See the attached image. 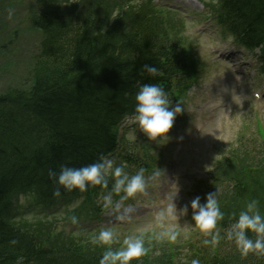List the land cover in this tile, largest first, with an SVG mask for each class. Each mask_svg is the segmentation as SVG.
<instances>
[{
	"label": "trees",
	"instance_id": "1",
	"mask_svg": "<svg viewBox=\"0 0 264 264\" xmlns=\"http://www.w3.org/2000/svg\"><path fill=\"white\" fill-rule=\"evenodd\" d=\"M216 1L211 15L225 38L249 50L259 48L264 61L259 42L264 0ZM88 2L77 8L72 0H33L29 21L41 38L30 83L0 93V264H99L107 247L92 242V233L82 236L77 227L63 233L57 213L66 212L64 225L72 224L73 216L76 224L88 225L98 220L106 196L113 202L123 191H114L111 170L105 173L106 187L89 185L84 192L58 186L49 171L106 158L113 166L123 164L129 175L140 168L148 173L154 167L148 145H128L119 135L125 121L134 119L136 93L145 83L159 84L176 103L198 79L199 63L179 31L186 24L175 10L150 0ZM145 64L158 73H147ZM173 79L176 87L169 85ZM238 145L208 173L209 191L201 204L208 193H217L224 217L216 226L217 246L202 264H264V256H243L227 239L247 202L257 200L264 214V146L254 152L240 140ZM57 187L60 197L53 195ZM77 201L79 207L69 212ZM162 253L131 264H191Z\"/></svg>",
	"mask_w": 264,
	"mask_h": 264
},
{
	"label": "rangeland",
	"instance_id": "2",
	"mask_svg": "<svg viewBox=\"0 0 264 264\" xmlns=\"http://www.w3.org/2000/svg\"><path fill=\"white\" fill-rule=\"evenodd\" d=\"M152 1L175 7L184 16L179 18L187 25L185 31H179L189 40L196 59L202 64L200 78L185 92L180 102L184 111L177 115L169 138L150 141L136 122L128 124L125 121L129 125L126 143L140 145L145 141L151 148L155 167L145 175L144 192L128 199H124L127 194L123 192L110 206L100 205L104 211L98 220L113 221L102 224L101 228H94L91 223L64 225L65 211L58 212L57 217L59 225L65 228L63 233L77 227L84 237L92 233L89 235L92 242L99 231L112 230L115 240L110 246L102 245L105 247L117 245L120 249L125 246L126 238L141 237L150 247L144 255L151 257L163 251L162 254L175 256L181 262L187 259L191 263L193 259L201 262L215 244L203 243L211 237H205L195 226L191 201L197 196L200 202L205 200L211 165L237 149L239 140L254 152L264 146V102L253 97L258 93L264 100V75L259 73V65L251 53L233 43L220 41L219 28L202 14L210 10V5L203 0ZM205 1L216 7L215 0ZM72 2L77 8L90 5L88 0L85 4V0ZM32 7L33 0H0V93L27 88L30 83L32 62L39 51L41 38L27 22ZM126 146L122 145L121 149ZM118 158L117 155L115 159ZM156 172L160 175L153 180ZM79 203L74 202L67 210L72 212ZM173 205V212L169 214ZM185 208L186 212L183 211ZM121 215L123 220L119 219ZM160 215L164 216L162 222L158 220ZM116 222L122 226L115 227ZM172 231L177 233L175 241H170L167 236L157 238ZM214 231L218 234L217 229ZM164 244L168 248L164 249Z\"/></svg>",
	"mask_w": 264,
	"mask_h": 264
},
{
	"label": "clouds",
	"instance_id": "3",
	"mask_svg": "<svg viewBox=\"0 0 264 264\" xmlns=\"http://www.w3.org/2000/svg\"><path fill=\"white\" fill-rule=\"evenodd\" d=\"M12 14L10 10L9 18ZM143 68L152 76H155L159 71L157 67L148 64H145ZM135 101L133 118L148 139L158 142L160 139L169 138L168 133L172 129L177 115L184 111L181 103L178 101L173 104V100L169 98L166 89L153 83L143 84L136 93ZM106 170H111V174L115 178L114 191L117 193L123 191L127 194L124 199L144 192L146 183L143 168H140L134 175H129L125 172L124 167L113 166V162L106 158L81 168L61 166L59 173L50 170L49 178L69 192L74 189L84 192L89 185L103 184L106 187ZM159 175L160 173L156 172L152 179L155 180ZM60 187L55 189L53 193L55 197L61 196ZM104 199L106 207L112 204L111 195L106 196ZM258 205L259 202L255 199L247 202L245 208L239 212L231 230L227 233V239L235 242L243 256H247L250 252L258 256H264V214H261ZM191 208L193 209L192 219L195 226L199 228L205 237H211V239H205L203 243L205 245L216 244L219 235L214 230L217 222L224 217L217 199V193H208L204 204H201L200 197L197 196L191 201ZM173 209L174 205L169 209V214H172ZM183 211L186 212L187 208ZM119 219L123 220L124 216L121 215ZM163 219V215L158 217L161 222ZM71 221L76 224L77 218L73 216ZM249 233L254 234L255 238L253 239ZM164 236H167L170 241H175L177 233L174 231L162 233L157 238L162 239ZM114 240V232L105 229L100 231L94 243L110 246ZM123 243L125 246L120 249L114 250L107 247L99 260V264H131L134 259L143 256L147 251L145 242L141 237L126 238ZM192 264H200V262L198 259H193Z\"/></svg>",
	"mask_w": 264,
	"mask_h": 264
},
{
	"label": "bare ground",
	"instance_id": "4",
	"mask_svg": "<svg viewBox=\"0 0 264 264\" xmlns=\"http://www.w3.org/2000/svg\"><path fill=\"white\" fill-rule=\"evenodd\" d=\"M138 1H141V0H138ZM32 13H33V7H32V9L30 10V12H29V14H28V20H27V22H28V24H29L30 26H31V23H30L29 19H30V16L32 15ZM171 29H172V28H171ZM259 30H260L261 32H264V27H262L261 24H259ZM259 42H260L261 45H264V36L259 40ZM169 85H170V87H176V86H177V81H176L175 79H173L172 81H170ZM172 97H173V95H172ZM170 99H171V98H170ZM171 100H173V104H175L174 99H171ZM127 127H128V126L125 124V125H123V126H121V127L119 128V135H120V136H124V135H125V133H126V128H127Z\"/></svg>",
	"mask_w": 264,
	"mask_h": 264
}]
</instances>
